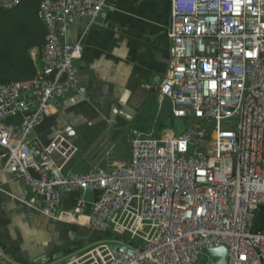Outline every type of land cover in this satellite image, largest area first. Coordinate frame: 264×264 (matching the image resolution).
Returning <instances> with one entry per match:
<instances>
[{
    "label": "built area",
    "instance_id": "2783aa9c",
    "mask_svg": "<svg viewBox=\"0 0 264 264\" xmlns=\"http://www.w3.org/2000/svg\"><path fill=\"white\" fill-rule=\"evenodd\" d=\"M106 2L41 0L37 74L0 83V146L34 195L27 204L107 234L74 251L70 244L58 264H202L201 249L221 245L227 264H264V0H172L169 62L155 89L170 104L168 121L186 125L160 135L133 127L126 162L78 173L65 170L78 152L69 136L41 143L32 131L52 101L85 92L74 64L83 46L67 29L101 16ZM17 113L23 119L10 123ZM72 192V208L55 212ZM0 264L11 263L0 253Z\"/></svg>",
    "mask_w": 264,
    "mask_h": 264
},
{
    "label": "crops",
    "instance_id": "0c3cea01",
    "mask_svg": "<svg viewBox=\"0 0 264 264\" xmlns=\"http://www.w3.org/2000/svg\"><path fill=\"white\" fill-rule=\"evenodd\" d=\"M171 5L172 0H107L102 15L93 21L69 22L67 40L83 46L74 64L85 92L52 101V113L32 131L41 143L62 132L77 144L78 152L65 170H110L126 162L133 127L154 135L165 128L182 129L176 119L168 121L170 104L155 89L169 62ZM31 57L38 68L36 49ZM23 117L17 113L8 121L18 124ZM78 196L63 194L55 212L70 210ZM32 198L0 146V241L15 255L33 264L49 262L70 244L88 245L95 241L94 233L101 235L34 210L27 204Z\"/></svg>",
    "mask_w": 264,
    "mask_h": 264
},
{
    "label": "trees",
    "instance_id": "16d2710c",
    "mask_svg": "<svg viewBox=\"0 0 264 264\" xmlns=\"http://www.w3.org/2000/svg\"><path fill=\"white\" fill-rule=\"evenodd\" d=\"M40 2L19 0L11 7L0 5V83L37 74L31 51L36 49L39 55L46 37V25L39 17Z\"/></svg>",
    "mask_w": 264,
    "mask_h": 264
},
{
    "label": "water",
    "instance_id": "95a60500",
    "mask_svg": "<svg viewBox=\"0 0 264 264\" xmlns=\"http://www.w3.org/2000/svg\"><path fill=\"white\" fill-rule=\"evenodd\" d=\"M257 219L260 221V225L258 228L260 230L264 227V206H260L258 208ZM80 228H82V227H80ZM82 229L85 230L86 228H82ZM88 230H90V229H88ZM106 237H107V234H101L100 236H98L95 239V241H93L91 243L97 242V241L101 240L102 238H106ZM74 245H76V247L73 246L71 248V250H73V251L77 250L78 247L81 246L77 243H75ZM88 245H90V243ZM68 251H69V249L66 248L65 252H60V253L53 255V258L51 261L44 262V263L36 262L34 264H39V263L40 264H58L60 261H63V259L66 257L65 254ZM0 253L11 264H33L30 262H25L24 259L15 255L12 252V249L9 246H7V244L3 243L2 241H0ZM201 253L207 257L205 264H227V259H226L227 248L223 245L218 246V247H214V248L204 247L201 249ZM212 258H214V261H212Z\"/></svg>",
    "mask_w": 264,
    "mask_h": 264
},
{
    "label": "rangeland",
    "instance_id": "374dc122",
    "mask_svg": "<svg viewBox=\"0 0 264 264\" xmlns=\"http://www.w3.org/2000/svg\"><path fill=\"white\" fill-rule=\"evenodd\" d=\"M177 120V122L176 123H178L176 126L177 127H179V126H181L182 128L186 125V122L184 121V120H182V119H176ZM97 236V234H93V236H92V239H95V238H97L96 237ZM81 241H83V240H81ZM214 259V258H213ZM206 260H207V257L205 256V255H201L200 256V262L202 263V264H205L206 263Z\"/></svg>",
    "mask_w": 264,
    "mask_h": 264
}]
</instances>
